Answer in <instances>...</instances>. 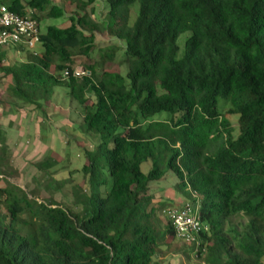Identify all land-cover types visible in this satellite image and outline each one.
I'll return each instance as SVG.
<instances>
[{"label":"trees","instance_id":"16d2710c","mask_svg":"<svg viewBox=\"0 0 264 264\" xmlns=\"http://www.w3.org/2000/svg\"><path fill=\"white\" fill-rule=\"evenodd\" d=\"M64 2L69 12L52 0H0L38 23L67 22L40 31L42 51L0 73L12 97L41 115L57 87L80 107L79 130L97 138L80 169L87 188L72 189V212L8 183L16 171L3 164L10 155L0 132V264H156L159 248L176 238L150 195L167 172L207 228L188 247L197 258L264 264V0H106L101 22L91 18L95 0ZM95 33L125 42L124 76L94 65L71 75ZM226 115L238 116L235 137ZM56 165L53 156L34 164L44 175ZM236 217L247 221L236 226Z\"/></svg>","mask_w":264,"mask_h":264},{"label":"rangeland","instance_id":"374dc122","mask_svg":"<svg viewBox=\"0 0 264 264\" xmlns=\"http://www.w3.org/2000/svg\"><path fill=\"white\" fill-rule=\"evenodd\" d=\"M24 1V0H23ZM65 8L64 0H52ZM92 10L91 18L96 22H101L106 18V0H95L89 7ZM138 11V4L135 3L130 8L129 24L131 25ZM65 27L67 22L62 19H48L39 23L41 32L47 26ZM189 32L179 35L176 44L178 46V57L184 51L185 40ZM124 41H119L106 33H95V47L87 58L77 57L75 68H85L88 65L100 70L119 73L124 76L127 66L122 62L124 58ZM116 50L114 59L110 63H103L101 55L108 54L111 49ZM19 51V53H17ZM42 48L35 44L29 51L25 49L3 48L4 53L2 66H11L26 61L27 54H39ZM11 80L3 77L0 73V132L8 147L9 160L4 162V166L10 165V170L16 171V175L7 178V182L24 190L25 192L35 191L39 201L53 200L63 209L72 212L77 211L73 205L74 199L72 189L74 187L86 190L84 177L80 172L84 165V152L91 151L97 138L90 134H84L79 130L82 120L81 109L74 103L66 89L55 88L50 102L44 109V117L31 106L24 105L12 97L10 93ZM222 99H218V112L226 113L228 106ZM166 114L156 115L153 119L164 117ZM40 120H39V119ZM235 137L238 133L237 115H226ZM37 120L39 123L37 124ZM47 156H53L57 165L48 173L40 174L34 164ZM150 162H144L140 166L142 173L147 174L150 170ZM1 178V177H0ZM178 183L176 177L167 172L162 179L150 184V195L154 202L160 203V221L166 224L168 221L167 211L175 207H180L186 203V196L180 193L175 185ZM4 186L0 181V187ZM193 197V196H192ZM157 208V207H156ZM3 213V211H1ZM247 220L243 217H236L231 220L234 225H243ZM190 245L173 238L166 246L159 248L153 262L156 264H204L202 259L195 256Z\"/></svg>","mask_w":264,"mask_h":264},{"label":"built area","instance_id":"2783aa9c","mask_svg":"<svg viewBox=\"0 0 264 264\" xmlns=\"http://www.w3.org/2000/svg\"><path fill=\"white\" fill-rule=\"evenodd\" d=\"M39 36V23L35 19L17 15L0 5V49L23 48L29 51L35 44H39ZM85 74L89 73L83 68H75L71 72V75L77 78ZM68 75L69 71L65 70L63 76ZM167 218L172 224L176 238L188 245L195 244L200 232L207 229L200 221L197 208L189 202L169 209Z\"/></svg>","mask_w":264,"mask_h":264},{"label":"crops","instance_id":"0c3cea01","mask_svg":"<svg viewBox=\"0 0 264 264\" xmlns=\"http://www.w3.org/2000/svg\"><path fill=\"white\" fill-rule=\"evenodd\" d=\"M18 52H19V51H18ZM18 52H17V53H18ZM42 116L44 117V115H42ZM38 119H39V118H38ZM39 120H40V119H39ZM39 120H37V122H36L37 124L39 123Z\"/></svg>","mask_w":264,"mask_h":264}]
</instances>
